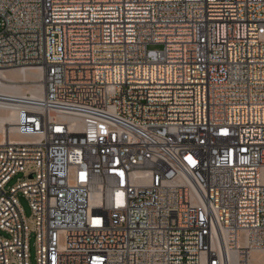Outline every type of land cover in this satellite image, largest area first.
I'll use <instances>...</instances> for the list:
<instances>
[{"label":"built area","instance_id":"2783aa9c","mask_svg":"<svg viewBox=\"0 0 264 264\" xmlns=\"http://www.w3.org/2000/svg\"><path fill=\"white\" fill-rule=\"evenodd\" d=\"M27 68L0 264H264V0H0Z\"/></svg>","mask_w":264,"mask_h":264},{"label":"bare ground","instance_id":"6f19581e","mask_svg":"<svg viewBox=\"0 0 264 264\" xmlns=\"http://www.w3.org/2000/svg\"><path fill=\"white\" fill-rule=\"evenodd\" d=\"M41 71L37 68L20 69L18 71L0 72V133L3 138L6 135V125L11 126L10 133L15 134L13 124L16 121L17 112L9 109L8 105L14 104L22 100V88L19 84L33 82L34 87L29 89L31 97L38 100L42 97V85L38 82L41 79ZM13 102V103H12ZM8 130V129H7ZM7 137V136H6ZM18 139L12 141H26V139L16 136ZM1 140L0 145L3 143Z\"/></svg>","mask_w":264,"mask_h":264},{"label":"rangeland","instance_id":"374dc122","mask_svg":"<svg viewBox=\"0 0 264 264\" xmlns=\"http://www.w3.org/2000/svg\"><path fill=\"white\" fill-rule=\"evenodd\" d=\"M149 48L150 49H160L161 47L160 46H150ZM18 70L19 69H8V70H5L4 72H6V71L7 72L8 71H18ZM29 81L27 83L19 84L21 86V88H22L23 95L24 94L29 95V96L31 95L29 89L33 88L34 84H33V82H29ZM9 127L11 128V126L6 125V128L8 130L6 129L5 138H3V134L0 133V141L3 140V139H7V138H10L11 140L12 139H18V138H16V136H17L16 134L10 133V128ZM23 177L24 176L21 173H19L16 176H14L10 180L9 184L7 185V188H11L14 185H16L18 183V181L21 180ZM18 201H19V204H20V206L22 208V211H23L24 215L26 217H29L31 215V210H30L28 201L21 194L18 195ZM0 236L7 237V234L0 230ZM35 258H36L35 239H34V236L31 235V237L29 239V264H36Z\"/></svg>","mask_w":264,"mask_h":264},{"label":"snow or ice","instance_id":"6c2138e0","mask_svg":"<svg viewBox=\"0 0 264 264\" xmlns=\"http://www.w3.org/2000/svg\"><path fill=\"white\" fill-rule=\"evenodd\" d=\"M57 131H61V129H57ZM223 134L224 135H227V130H224L223 131ZM189 160H190V162H193V161H191V158L189 157ZM194 163V162H193ZM121 175H122V173H121ZM122 193H117V197H118V204L119 203H121L122 201L120 200V197H122ZM95 223H99V221H95ZM97 264H99V262H97Z\"/></svg>","mask_w":264,"mask_h":264}]
</instances>
